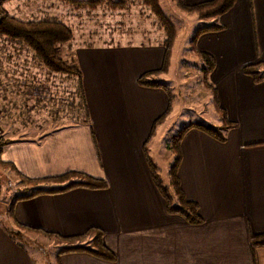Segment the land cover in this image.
I'll list each match as a JSON object with an SVG mask.
<instances>
[{
    "label": "crops",
    "instance_id": "0c3cea01",
    "mask_svg": "<svg viewBox=\"0 0 264 264\" xmlns=\"http://www.w3.org/2000/svg\"><path fill=\"white\" fill-rule=\"evenodd\" d=\"M182 1L191 5L208 0ZM219 21L220 29L198 37L196 47L214 59L207 81L235 126L225 132L224 142L194 129L180 140L176 175L185 199L196 204L203 220L196 226L165 213L142 149L146 141V154L157 167L149 148L161 125L148 136L166 109L167 95L160 88L138 85L137 79L160 68L161 40L143 49H77L73 61L81 73L85 110L77 95H71L76 99L70 103L74 118L69 124L57 122L63 118L58 113L53 114L57 119L50 116L44 98L24 109L30 99L23 86H2L14 63L6 60L0 66L5 111L0 138L7 142L0 161L29 180L77 174L106 183L102 190L75 188L14 204L17 226L63 237L96 228L102 245L115 256L114 262H106L85 253H65L58 256L59 264H264V247L249 246L251 235L264 234V81L254 84L241 71L264 62V0H235ZM41 67L37 75L44 76L50 89L49 72ZM69 81L76 93L77 80ZM0 172L15 178L9 170ZM27 235L37 236L24 233L20 240ZM0 264L36 262L0 230Z\"/></svg>",
    "mask_w": 264,
    "mask_h": 264
},
{
    "label": "rangeland",
    "instance_id": "374dc122",
    "mask_svg": "<svg viewBox=\"0 0 264 264\" xmlns=\"http://www.w3.org/2000/svg\"><path fill=\"white\" fill-rule=\"evenodd\" d=\"M158 2L163 15L172 21L175 28V40L171 48L168 69L164 74L158 76H161L160 78H154L169 90L170 112L156 131L157 137L151 142L149 148V155L157 165V167L155 166L157 174L161 180L165 181L173 158L167 150L170 137L189 122L202 121L213 126L219 122L217 115L213 113L210 95L201 83V75L198 72L199 64L191 53L189 43L196 28L212 24L220 25L221 15L216 18L200 20L192 13H183L177 10L171 0H158ZM136 3L138 0H124V3L120 7L116 6L115 9H110L103 3L94 10L81 7L75 11L69 4L62 3L60 0H0V13L20 21L45 20L63 24L70 30L71 40L67 44L58 46V49L63 61L72 62L73 54L77 49L79 51L87 50L89 47L143 49L152 48L155 40L162 42L164 36L157 29L159 24L152 12ZM183 4L185 6L195 5ZM205 33H201L198 37ZM6 40L8 39L0 37V66L8 60L14 63V69L13 73L6 72L3 80L7 82L2 80V86L7 88V83L8 87L14 85L13 89L23 86L24 93L30 99L24 101V109L27 110L29 107L32 109L34 99L42 100L44 98V107L49 110L51 117L55 118L54 115L58 113L64 119L55 118L57 122L71 123V118L74 117L72 116L73 107L70 106V103L76 99L71 97V95L76 96L72 82L69 81L71 77L53 74L44 68L49 72L47 73L49 76L47 84L51 88L47 89L44 76L37 75V68L41 66L40 62L33 57L30 51H27L22 43L12 42L11 39ZM194 47L198 50L196 43ZM11 49L14 50L13 53H9ZM29 54L33 59L27 57ZM41 69L44 70L43 67ZM4 73L5 71H3V75ZM34 74H36L35 78ZM7 93L11 94L12 90ZM3 112H5L4 107L0 102V115ZM36 120L34 116L30 118V122L33 124ZM3 127L0 125V129ZM55 127H57L56 124L49 128ZM0 133L2 134V131ZM30 191L31 189L25 183H19L8 173L5 175L0 172V217L3 216V208L8 205L14 195ZM24 238L25 241L18 238L16 240L35 259L36 264H54L53 257L60 244L63 243L41 236L27 235ZM86 241L87 238L83 240V243L85 244Z\"/></svg>",
    "mask_w": 264,
    "mask_h": 264
},
{
    "label": "trees",
    "instance_id": "16d2710c",
    "mask_svg": "<svg viewBox=\"0 0 264 264\" xmlns=\"http://www.w3.org/2000/svg\"><path fill=\"white\" fill-rule=\"evenodd\" d=\"M62 3L69 4L75 11L82 8L94 10L97 6L105 3L110 9L120 7L124 0L113 2L112 0H60ZM174 7L183 13H192L198 19L216 18L227 12L235 3V0H208L192 6H185L182 0H171ZM137 5H141L150 9L153 16L157 20L159 27L157 28L163 33L164 39L160 43L163 48V58L160 68L156 71L141 75L137 79V84L143 87L160 88L167 95V106L163 114L157 118L152 124L151 132L148 139L153 137V130L156 126L163 123L164 119L170 112L171 96L168 88L154 78L164 74L169 66L171 57V48L175 40V28L172 21L163 15L158 0H138ZM220 29L217 25H208L196 28L191 41V53L196 58L199 64L198 72L201 75V83L203 88L210 95V103L214 112L219 119V125L213 126L202 121L189 122L183 125L175 135L171 136L167 144V150L172 154V162L167 170L165 182L157 174L156 168L146 154V141L143 145V154L149 165L151 173V182L165 204V213L179 217L184 223L191 226L200 225L203 220L197 212V206L193 202L185 199L176 175L178 163L180 161L179 143L182 136L191 129L197 130L213 139L216 142H224L225 132L232 129L235 124L230 122L225 115L223 109L218 105L215 90L208 84L207 76L214 68V59L207 53L195 49L194 44L198 39V35L207 31H215ZM0 37H4L12 42H20L31 52L33 57L37 59L41 66L53 74L63 75L66 77L75 78L77 80L76 95L80 99L83 110H85L84 99L80 86L81 73L78 66L72 62H65L61 58L58 46L67 44L71 40V32L63 24L55 21L45 20H28L20 21L6 14L0 13ZM242 74L249 77L254 84L264 81V62H257L244 66ZM153 78V79H152ZM148 141V140H147ZM7 144L6 141L0 138L1 148ZM11 171L19 183H25L31 189L30 192H23L14 195L8 205L3 208L2 217H0V230L5 236L11 240L20 239L22 234H34L55 242H60L59 249L53 257V263H58V256L65 253H85L96 259L114 262L115 256L106 249L101 243L102 233L96 228H89L84 234L63 237L57 234H48L39 230H32L25 227L17 226L13 219V207L18 201L34 198L39 195H54L71 189L81 188L86 190H102L106 188V183L103 181L92 180L79 177L77 174H66L55 179L35 181L29 180L19 175L14 168L9 164H4L0 161V171ZM55 184V187L41 188L40 185ZM1 212V211H0ZM1 216V213H0ZM87 238L86 243L83 240ZM17 241V240H16ZM249 246L251 248L264 247V234L251 235L249 237Z\"/></svg>",
    "mask_w": 264,
    "mask_h": 264
}]
</instances>
